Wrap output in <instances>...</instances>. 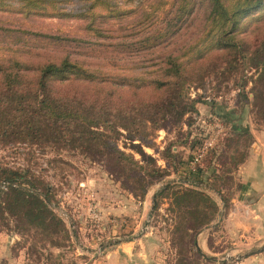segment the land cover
Wrapping results in <instances>:
<instances>
[{
    "label": "rangeland",
    "instance_id": "obj_1",
    "mask_svg": "<svg viewBox=\"0 0 264 264\" xmlns=\"http://www.w3.org/2000/svg\"><path fill=\"white\" fill-rule=\"evenodd\" d=\"M239 1L220 0L228 11ZM239 22L226 36L242 54L222 44L208 0H2L1 60L66 58L78 73L53 80L59 95L110 91L111 102H141L142 117L170 103L178 116L107 134L142 170L121 160L111 173L51 129L2 137L0 264H103L124 247L138 264H234L264 250L251 218L264 189V0ZM155 78L176 86L155 90ZM243 225L247 240L234 231Z\"/></svg>",
    "mask_w": 264,
    "mask_h": 264
},
{
    "label": "trees",
    "instance_id": "obj_2",
    "mask_svg": "<svg viewBox=\"0 0 264 264\" xmlns=\"http://www.w3.org/2000/svg\"><path fill=\"white\" fill-rule=\"evenodd\" d=\"M18 2L22 8H26L35 5L36 0H18ZM208 3L209 13H216L226 28L219 35V38L224 40L222 44L233 47L242 54V48L231 44L227 36L232 30L238 28L241 18L257 6L260 0H241L231 11L223 7L220 0H208ZM256 51L258 50L255 49ZM170 64H173L172 61ZM27 67V64L18 60L0 59V139L6 137L7 133L12 136H31L37 139L43 136L46 130L51 129L58 133L59 139L62 138L63 142L77 146L84 154L103 158V163L111 173L120 169L121 160H127L134 168L142 170L140 164L115 147L111 137H108L107 142V134L117 131V124L124 131L129 132L128 129L133 126L135 119L137 121L142 118L145 123L154 124L160 117V120H163L167 117L175 119L178 116L170 103L166 106L169 114L151 111L146 114V117H142L137 109L141 102H111L108 99L110 91H105L100 100L91 93L85 95L86 97L82 94L79 97L59 95L51 84L53 80L60 78L69 81L70 75L74 76L78 73L77 65L66 58L61 59L58 64L49 62L38 64L31 69ZM168 67L163 71L172 72ZM31 74L32 88H25L23 79H27ZM159 80V78L154 79L155 90L164 86V92L176 86L175 82L168 79ZM140 86L137 87L140 88ZM156 99L160 98L156 97ZM98 126H101L103 131L92 129ZM143 138L136 137L139 141ZM135 150L140 157L143 156L139 146H136ZM150 172L153 173L152 169ZM135 180H138V176H135Z\"/></svg>",
    "mask_w": 264,
    "mask_h": 264
},
{
    "label": "crops",
    "instance_id": "obj_3",
    "mask_svg": "<svg viewBox=\"0 0 264 264\" xmlns=\"http://www.w3.org/2000/svg\"><path fill=\"white\" fill-rule=\"evenodd\" d=\"M254 194L258 195L255 198V202L253 203L252 210H254L255 215H252L251 218L255 220V236L256 239L262 237L264 235V189H257L255 188ZM239 207V206H238ZM249 211H252L248 209ZM232 216L235 218L236 215L233 213ZM244 225L239 228V230H234L237 233H240V237H243L244 240L249 239L248 235L244 236L245 230H244ZM247 227V228H246ZM245 229H249V225H246ZM208 236L203 234V237L201 239V243L203 245V248L205 249V244L207 241ZM227 239V238H225ZM214 241L217 243H220L221 241H226L223 239V236L218 235L216 238H214ZM239 238V242H240ZM236 243V242H235ZM243 243V242H242ZM241 244V243H240ZM124 246H127V244H121L118 246V248H123ZM2 248V244H0V249ZM126 250L123 252V255H118V250H113L111 252H108V254L105 256V262L103 264H116L121 260L122 264H138L137 262V255L136 253L132 251H128V247H124ZM122 253V250H120ZM207 251V249H206ZM208 252V251H207ZM209 253V252H208ZM9 260V259H8ZM1 261V260H0ZM7 261V259H5ZM229 263V262H228ZM7 264H19L18 261L15 259L7 261ZM227 264V263H226ZM232 264V263H229ZM234 264H264V250H262L259 253L250 255L246 258L241 259L240 261L234 263Z\"/></svg>",
    "mask_w": 264,
    "mask_h": 264
},
{
    "label": "built area",
    "instance_id": "obj_4",
    "mask_svg": "<svg viewBox=\"0 0 264 264\" xmlns=\"http://www.w3.org/2000/svg\"><path fill=\"white\" fill-rule=\"evenodd\" d=\"M202 153H194L191 155V158H190V161L192 164H195V163H198L199 160H200V157H201Z\"/></svg>",
    "mask_w": 264,
    "mask_h": 264
}]
</instances>
